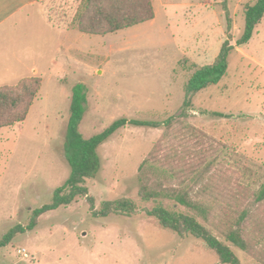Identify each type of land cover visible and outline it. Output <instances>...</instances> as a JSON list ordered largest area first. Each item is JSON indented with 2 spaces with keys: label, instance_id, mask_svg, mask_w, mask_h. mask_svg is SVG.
<instances>
[{
  "label": "rangeland",
  "instance_id": "obj_1",
  "mask_svg": "<svg viewBox=\"0 0 264 264\" xmlns=\"http://www.w3.org/2000/svg\"><path fill=\"white\" fill-rule=\"evenodd\" d=\"M255 1L152 0V20L100 36L56 20L70 21L78 0H46L2 27L0 86L32 76L41 84L26 118L0 128V239L25 227L69 175L63 145L74 87L85 95L79 130L86 138L121 117L163 121L180 108L195 67L213 62L229 22L235 45L243 8ZM188 125L207 137L199 150L218 149V168H228L232 187L264 184V16L250 40L234 47L220 81L194 96L188 116L171 129L126 125L98 147L100 170L86 182L95 208L126 197L136 215L94 217L86 198L77 197L0 246V264H221L200 239L160 228L143 211L154 202L138 196L139 178L151 169L140 170L142 160ZM233 249L241 264H250L252 257Z\"/></svg>",
  "mask_w": 264,
  "mask_h": 264
},
{
  "label": "trees",
  "instance_id": "obj_2",
  "mask_svg": "<svg viewBox=\"0 0 264 264\" xmlns=\"http://www.w3.org/2000/svg\"><path fill=\"white\" fill-rule=\"evenodd\" d=\"M154 15L152 0H78L70 21L65 17L56 20L79 32L104 36L150 21ZM243 15V31L235 45L231 43L229 22L226 38L213 62L195 67L185 83L180 108L163 121L121 117L86 138L79 130L85 110V95L79 85L74 87L63 145L70 167L69 175L61 186L53 190L48 203L31 211L25 227L16 225L2 236L0 246L8 244L17 233L32 230L41 215L68 205L77 197L86 198L94 217L136 215L139 211L136 203L126 197L105 200L100 208H95L86 182L94 179L100 170L98 147L126 125L171 129L177 121L188 116L194 96L220 81L226 74L228 57L234 47L243 46L254 34L255 27L264 16V0L245 5ZM40 84L41 79L32 76L14 85L0 86V128L26 118ZM212 115L226 117L220 112H212ZM183 130L173 136L175 140L168 146L156 143L139 166L140 170L144 167L152 169L150 175L146 172L139 178L138 196L145 202H154L151 208H144L143 211L160 228L170 229L181 237L192 236L203 241L221 264H241L233 247L252 257L250 264H264V184L251 189L236 182L232 187L233 179L227 173L228 168H223L222 163L218 168V149L213 148L208 153L197 148L206 135L191 125ZM163 200L173 202V207H166ZM176 205L193 213L179 211L175 209Z\"/></svg>",
  "mask_w": 264,
  "mask_h": 264
},
{
  "label": "crops",
  "instance_id": "obj_3",
  "mask_svg": "<svg viewBox=\"0 0 264 264\" xmlns=\"http://www.w3.org/2000/svg\"><path fill=\"white\" fill-rule=\"evenodd\" d=\"M43 1L46 0H0V29L5 27L8 22L14 21L15 17L27 6L34 3L41 5ZM18 62H21V60H18ZM34 72H36V69Z\"/></svg>",
  "mask_w": 264,
  "mask_h": 264
}]
</instances>
